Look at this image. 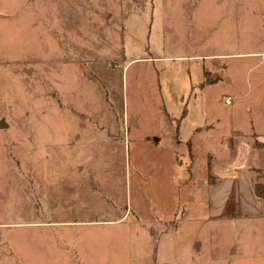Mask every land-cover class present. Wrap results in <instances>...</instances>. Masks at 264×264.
Returning a JSON list of instances; mask_svg holds the SVG:
<instances>
[{
	"label": "rangeland",
	"instance_id": "1",
	"mask_svg": "<svg viewBox=\"0 0 264 264\" xmlns=\"http://www.w3.org/2000/svg\"><path fill=\"white\" fill-rule=\"evenodd\" d=\"M260 45L264 0H0V264H264V216L209 219L185 178L264 72L194 56Z\"/></svg>",
	"mask_w": 264,
	"mask_h": 264
},
{
	"label": "crops",
	"instance_id": "2",
	"mask_svg": "<svg viewBox=\"0 0 264 264\" xmlns=\"http://www.w3.org/2000/svg\"><path fill=\"white\" fill-rule=\"evenodd\" d=\"M227 55L240 56L241 58L243 56L259 57L260 59L255 67L258 68L261 64H264V46L262 45L256 50L230 51L212 55L198 54L194 57H226ZM216 64L217 62L212 64L210 70L203 68L205 76L209 78L216 77L213 80L210 79L207 83L213 84L219 79ZM226 80L229 81L230 77ZM244 87L246 89L244 88L242 93L233 94L231 97L245 100L244 110L247 113L244 114L245 118L242 117L241 119L233 115L230 117L228 122L229 134L220 143L219 148L207 154L206 163L201 171L192 170L197 168L194 167L195 163H191L195 161V155H191L188 176L185 177L186 181L194 180L196 182L202 179L201 186L207 187L209 219L221 217L233 220L264 216V72L258 73L253 83L246 79ZM253 88L257 91L256 96L252 100H247L246 98L251 94ZM253 110H256L257 113L252 114ZM213 126V123L207 124L206 130H211ZM198 131L199 128H196L194 132ZM179 137L178 129H175L173 138L177 150L171 152L170 164L172 166L180 164L178 162L180 161L179 158H185L184 150H178L179 143H184ZM149 138V140H155L158 143L162 140L160 134L157 133L150 135ZM188 145L192 146V142L190 141ZM174 206H177V204ZM181 209L180 214L182 216L186 215L187 210L185 207L183 206ZM179 210L178 207L172 210L168 216V219H171L168 220L169 222H177L173 217L177 218L178 213L175 211ZM226 210L230 212L226 213ZM57 223L63 224L64 221H58Z\"/></svg>",
	"mask_w": 264,
	"mask_h": 264
},
{
	"label": "water",
	"instance_id": "3",
	"mask_svg": "<svg viewBox=\"0 0 264 264\" xmlns=\"http://www.w3.org/2000/svg\"><path fill=\"white\" fill-rule=\"evenodd\" d=\"M6 125H7V124H5L4 120L1 119V120H0V128H1V127H4V126H6Z\"/></svg>",
	"mask_w": 264,
	"mask_h": 264
},
{
	"label": "built area",
	"instance_id": "4",
	"mask_svg": "<svg viewBox=\"0 0 264 264\" xmlns=\"http://www.w3.org/2000/svg\"><path fill=\"white\" fill-rule=\"evenodd\" d=\"M230 100V98H226V99H224L223 101L226 103V104H229V101Z\"/></svg>",
	"mask_w": 264,
	"mask_h": 264
}]
</instances>
